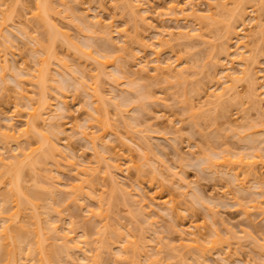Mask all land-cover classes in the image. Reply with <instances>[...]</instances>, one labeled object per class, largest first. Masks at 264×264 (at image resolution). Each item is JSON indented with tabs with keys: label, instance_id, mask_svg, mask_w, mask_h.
I'll return each instance as SVG.
<instances>
[{
	"label": "rangeland",
	"instance_id": "obj_1",
	"mask_svg": "<svg viewBox=\"0 0 264 264\" xmlns=\"http://www.w3.org/2000/svg\"><path fill=\"white\" fill-rule=\"evenodd\" d=\"M0 31V264H264V0H0Z\"/></svg>",
	"mask_w": 264,
	"mask_h": 264
},
{
	"label": "bare ground",
	"instance_id": "obj_2",
	"mask_svg": "<svg viewBox=\"0 0 264 264\" xmlns=\"http://www.w3.org/2000/svg\"><path fill=\"white\" fill-rule=\"evenodd\" d=\"M131 1H132V0H131ZM126 3H127V2H126ZM240 3H241V2H238V4L236 5V6H237V9H238V8L241 9L242 4H240ZM127 4H128V3H127ZM175 4H176V3H175ZM175 4L172 3L171 6H170V8H171L173 11H175V7H178V6H179V9H180L181 6H182V5H178V4L175 5ZM185 4H186V3H185ZM125 5H126V4H125ZM128 5H129V4H128ZM132 5H133V4H132ZM137 5H138V4H137ZM177 5H178V6H177ZM193 5H194V4H193ZM240 5H241V6H240ZM130 6H131V5H129V7H130ZM134 6H136V5H134ZM183 6H184V5H183ZM236 6H235V7H236ZM41 7L47 9V11L49 10V7H48V6H44V5H43V6H41ZM41 7H40V8H41ZM190 7L193 8L192 6H190ZM133 9H134V8H133ZM130 10H131V7H130ZM176 10H177V9H176ZM181 10L183 11V10H184V7H183L182 9H180V11H181ZM47 11H46V13H47ZM182 11H181V12H182ZM191 11H192V12H190L189 14H191L192 16H196V15L198 16V14H197L198 12H197L194 8H193ZM235 11H236V10H235ZM43 12H44V11H43ZM183 12H184V11H183ZM40 14H41V11H40ZM186 14H187V13H186ZM194 14H195V15H194ZM43 17H44V15H43ZM143 17H146V16H143ZM97 22H99V21H97ZM52 24H53V23H52ZM52 24H51L52 28H56L55 26H56L57 24H56V23L53 24V25H52ZM99 24H100V22H99ZM232 25H233L232 23H230V24L228 25V29H229V30H231L232 27L234 26V25H233V26H232ZM53 26H54V27H53ZM97 26H98V25H97ZM97 26H96V27H97ZM57 27H58V25H57ZM102 27L104 28V26H101V28H102ZM58 28H59V27H58ZM58 28H56V29H58ZM101 28H100V29H101ZM105 28H106V27H105ZM56 29H54V31H56ZM106 29L108 30V27H107ZM103 30H105V29H102L101 32H102ZM58 31H59V30H58ZM109 31H110V30H109ZM109 31H108V32H109ZM0 32H1V31H0ZM103 32L106 33L107 31H106V32L103 31ZM103 32H102V33H103ZM104 33H103V35H104ZM111 33H112V32H111ZM111 33H110V34H111ZM180 33L183 35V32H182V31H181ZM184 33L186 34L187 32H184ZM110 34L108 33V35H110ZM169 34H170V33H169ZM191 34H192V33H191ZM108 35H106V37H107ZM104 36H105V35H104ZM110 36H111V35H110ZM179 36H180V35H179ZM185 36H186V35H185ZM187 36H188V34H187ZM192 36H193V35H191L190 37H192ZM51 37H52V36H51ZM51 37H50V38H51ZM108 37H109V36H108ZM111 37H112V36H111ZM111 37H109V38H111ZM182 37H183V36H182ZM51 40H52V39H51ZM224 44H225V43H224ZM240 44H241V43H240ZM241 47L244 48L243 45H241ZM225 49H226V50H225ZM224 50H225V51L228 50L227 53H226L225 55H226V56L229 55V57H231V56H230L231 53L229 52V51H230V50H229V47H228V48L225 47ZM248 51H249L248 48L245 49L244 51H239V55H240V56H238V58H236V60H237L242 66H243V68H242L241 71H244V70L247 71V70H249V69H247V67H246V65H245V64L247 63V62H246V61H247V59H246L247 56H245L246 54H244V53H247ZM224 53H225V52H224ZM226 56H225V57H226ZM6 58H7V57H6ZM107 59H108V60H106V61H109L108 63L110 64V60H109V58H107ZM234 60H235V59H234ZM227 61H228V59H227ZM7 62H8V61H7ZM232 62H233V61H232ZM99 63H100V62H99ZM159 64H160V63H159ZM168 64H169V63H168ZM243 64H244L245 66H244ZM231 65H232V64H231ZM247 65H248V63H247ZM168 66H169V65H168ZM97 67H99V66H97ZM152 67H153V66H152ZM159 67L162 68L163 66H161V64L158 65V63L154 66V68H155V69L158 68V70L160 69ZM226 67H228V66H226ZM245 67H246V68H245ZM44 68L46 69V71H48V69H49L48 67H44ZM97 69H98V68H97ZM100 69H101V68H100ZM102 69H103V68H102ZM102 69H101V70L98 69L97 71L100 72V71H102ZM104 69H105V68H104ZM225 69H226V68H225ZM227 69H229V68H227ZM41 70H42V69H41ZM144 70H145V69H144ZM39 71H40V70H39ZM104 71H105V70H104ZM104 71H102V72H104ZM225 71H226V70H225ZM227 71H228V70H227ZM229 71H230V70H229ZM232 71H233V70H232ZM234 71H235V69H234ZM246 71H244L245 74H246ZM249 71H250V70H249ZM42 72H43V70L41 71V73H40V72H38V73H39V74H42ZM102 72H101V73H102ZM230 73H232V72H229V73L226 72L225 77H228V78L230 79V78H232V77L234 76L233 78H236V75L233 74L234 72H233L232 74H230ZM241 73H242V72H241ZM39 74H36V75H38V79H39V80H41V79H45V77L43 76V75L46 74L45 72L42 74L41 79H40V77H39V76H40ZM231 75H232V76H231ZM230 76H231V77H230ZM36 77H37V76H36ZM42 77H44V78H42ZM251 78H252V77H251ZM253 78H254V77H253ZM253 78H252V81L254 80ZM48 79H49V78H48ZM42 82H43V84L45 85L44 82H46V80H45V81L42 80ZM42 82H41V83H42ZM254 82H255V81H254ZM253 85L255 86V84H253ZM221 86H222V85H221ZM221 86H220V87H221ZM230 86L232 87V84H230ZM251 87H253V86H251ZM219 89H220V88H219ZM224 89H226L227 91H229L230 88H229V87L227 88V87L225 86ZM224 89H223V90H224ZM93 91H94V88H93ZM254 91H256V90H254ZM225 92H226V91L224 90V91H221V93L219 92V94H215V95L217 96V98H220V95H221V94H224ZM251 92H252V91H251ZM256 92H257V91H256ZM256 92H253V93H254L257 97L254 96V95H252V97H253V98H258V99H260V98H261V97H259L260 95H259V96L257 95V93H259V92H257V93H256ZM43 93H44V92H43ZM217 93H218V92H217ZM90 94H91V92H90ZM94 94H95V93H94ZM211 94H213V92H212ZM226 94H227V93H226ZM259 94H260V93H259ZM96 95H97V93H96ZM261 95H262V94H261ZM44 96H45V95H44ZM44 96H43V94H42L41 98H43V100L39 99V102H40V103H39L38 105H35L36 107H34V110L31 111L30 114H31L32 117H31L30 122H28L29 124H28L27 129H28L30 126L33 127V128L38 127V124H37V123H39V122H38L39 120H37V119H38L39 117H40V119H41V116H42L43 113L45 112V109H46L45 106H48V105H45L46 103L49 104V106H48L49 108L51 107V106H50V103L47 102L48 100H47V99L44 100ZM92 96H93V94H92ZM99 96L101 97V95H99V93H98V95H97V99L100 98ZM221 97H222V96H221ZM97 99L95 98V100H97ZM40 100H41V101H40ZM59 100H60V99H59ZM61 100H62V102H63V104H64L65 106L68 105V104H67V105L65 104L63 98H62ZM99 100H100V99H99ZM255 100H256V99H255ZM43 101H44V102H43ZM45 101H46V103H45ZM41 102H42V103H41ZM91 102H92V101H91ZM93 102H95V101L93 100ZM59 103H60V102H59ZM66 103H67V100H66ZM61 104H62V103H61ZM43 105H45V106H43ZM51 105H53V104H51ZM58 106L60 107V104H58ZM60 108H62V107H60ZM67 108H68V107H67ZM94 108H95V106H94ZM42 109L44 110L43 113H41V112L43 111ZM65 109H66V108H65ZM65 109H64V110H65ZM41 110H42V111H41ZM46 110H48V109H46ZM52 110H53V109H51V111H52ZM61 110H62V109H61ZM96 110H98L97 106H96ZM48 111H49V110H48ZM48 111H47V112H48ZM51 111H50V112H51ZM61 113H62V112H61ZM91 114H92V113H91ZM91 114H89V115H91ZM52 116H54V115H52ZM55 116L58 117L57 115H55ZM92 116H94V114H93ZM43 118H44V116H43ZM94 118H95V117H94ZM96 119H97V116H96ZM99 119H100V117H99ZM57 121H58V120H57ZM57 124H59V123H57ZM59 125H60V124H59ZM103 125H104V123H103ZM106 126H107V124L105 125V127H106ZM51 127H52V125H51ZM102 127H103V126H102ZM105 127H104V128H105ZM107 127H108V126H107ZM55 128H56V127H55ZM55 128H54V129H55ZM33 130H34V129H33ZM57 130H58V129H57ZM106 130H109V128L106 129ZM106 130H105V132H106ZM103 132H104V131H103ZM103 132H102V135H103ZM105 132H104V133H105ZM14 133H15V132H14ZM106 133H108V132H106ZM107 135H108V134H107ZM13 136H14V134H13ZM98 136L101 137V133L98 134ZM98 136H97V137H98ZM104 136H105V134H104ZM101 138H102V137H101ZM101 138H99V140H100ZM103 138H104V137H103ZM48 139H49V138H47V140H48ZM50 140H51V139H50ZM103 140H105V139H103ZM103 140H101V141H103ZM52 142L54 143L55 141H52ZM105 142H106V141H105ZM105 142H102V143H103V144H106L107 142H106V143H105ZM49 143L51 144V142H49ZM49 143H48V145H50ZM55 144H57V143H54V144H53V147L55 146V147H54V150H55L56 148H58V144H57V147H56ZM51 147H52V146H51ZM53 147H52V148H53ZM104 150H105V149H104ZM106 150H107V149H106ZM58 151H59V149H58ZM58 153H59V152H58ZM109 157H110V156H109ZM109 157H108V158H109ZM111 157H112V155H111ZM111 157H110V158H111ZM115 157H116V156H115ZM115 157H114V159H115ZM108 158H106V159L108 160ZM112 158H113V157H112ZM55 159H57V158H55ZM114 159H111V161L113 160L112 162H111V161H110V162L108 161V162H107V165H108V167H110V169H111V167H112L113 169H115V171H120L119 173H121V171H122V166L120 165V163H118V162H120V161L115 162L116 159H115V160H114ZM55 162H57V160H56ZM106 168H107V167H106ZM123 168H124V167H123ZM108 170H109V169H108ZM123 170H124V169H123ZM81 171L83 172L84 170H83V169H80L79 172H81ZM124 171H125V170H124ZM17 173H18V172H17ZM84 173H86V172H84ZM84 173H83V175H85ZM111 174H112V173H111ZM18 176H19V175H18ZM235 176H236V175H235ZM113 178H114V177H113ZM113 178H112V179H113ZM115 178H116V177H115ZM77 179H78V178H77ZM112 179H111V180H112ZM116 180H117V179H116ZM116 180H113L114 182H112V183H114V185H116L115 182L118 183V181H116ZM10 182H11V181H10ZM18 184H19V183H18ZM118 185L121 186L120 184H118ZM118 185H117L116 187H118ZM10 187H12V186H10ZM80 187H81V186H80ZM15 188H16V186H15V187L13 188V190H11V191H16L17 189H15ZM19 188H20V186H19ZM83 188H84V187H83ZM118 188H119V187H118ZM80 190H81V189H80ZM75 192H77V191H75ZM75 192H74V193H75ZM79 193H81V192H79ZM79 193H78V194H79ZM18 194H19V193H18ZM17 197H19V196H17ZM14 198H15V197H14ZM16 201H20L19 198H17ZM21 204H22V203H18V204H17V205H18V208H16V209H18V210H17L16 212L12 213V215H13V214H17V213L19 212L20 209L22 210V207L20 206ZM26 204H29V203H26ZM37 204H38V203H37ZM37 204H36V205H37ZM24 205H25V204H24ZM24 205H23V206H24ZM20 207H21V208H20ZM25 207H27V205H26ZM19 208H20V209H19ZM27 208H28V207H27ZM27 208H26V209H27ZM32 208H33V207H32ZM7 217H8V216H7ZM8 218H9V217H8ZM10 218H11V217H10ZM13 218H14V217H13ZM11 224H12V223H11ZM11 224H10V225H11ZM8 225H9V224H6L5 226H8ZM10 225H9V226H10ZM58 227H59V226L56 224V226H54L53 228H58ZM8 229H9V228L7 227V229H5V230H7L8 233H9V230H11V229H9V230H8ZM5 230H4L3 232H5ZM10 232H12V231H10ZM37 232H38V230H37ZM58 233H59V232H58V229H57L56 235H57ZM6 234H7V233H6ZM10 234H11V233H9L8 235H10ZM2 235H5V234H2ZM58 235H59V234H58ZM62 235H63V234H62ZM67 235H68V234L63 235V238H64V237H65V239L67 238V239H66L67 242H68L67 244H70V245H71V243H72L73 241H76V240H72L73 238L75 239V237L72 238V237L70 236V237L72 238V239H70V238L67 237ZM12 236H13V235H12ZM37 236H38V238H39V235H38V234H37ZM10 238L13 239L12 237H10ZM10 238L8 237V239H6V240L8 241ZM16 238H17V237H16ZM16 238H15V239H16ZM44 238H45V237H44ZM44 238H43V236H41V239H44ZM57 238H58V237H57ZM191 238L193 239V241H198V240H199L198 238H195V237H191ZM11 239H10V240H11ZM41 239H39V240L37 239V240L41 242V241H43V240H41ZM47 239H48V238H47ZM60 239H61V237H60ZM68 239L71 240L72 242L68 241ZM6 240H5V243H4L3 245H6V242H7ZM13 240H14V239H13ZM45 241H46V240H45ZM64 241H65V240H64ZM79 241L82 242L83 240H77L78 243H77V242H75V243L73 242L74 245H73V244L71 245L72 249L75 248V249H77V250H82L83 247H81V245H79V243H80ZM50 242H51V241H50ZM11 243H12V242H11ZM11 243H9V244H11ZM15 243H16V242H15ZM15 243H13V244H15ZM44 243H45V242H42V243L36 245V247L38 246V249H37V250H40V251H39L40 253H41V252H44L43 254H42V253H41V254L39 253V254H40L39 257L41 258V260H40L41 263H39V264H52V263H53V262H52L53 260H52L51 257H53V256L49 255V253H50V251H49V250H50V247H48V248H49V249H47L48 251H47V250H44V248L46 247V246L44 245ZM52 243H56V242L53 241ZM76 243H77L78 245H77ZM16 244L19 246V241H18ZM46 244H47V243H46ZM67 244H66V245H67ZM42 245H43V246H42ZM124 245H125V242H124ZM8 246H9V245H8ZM10 246H11V245H10ZM10 246H9V247H10ZM63 246H64V245L62 244L61 247H63ZM73 246H74V247H73ZM75 246H76V247H75ZM120 246H121V244H120ZM125 246H126V245H125ZM125 246H124V247H125ZM6 247H7V246H6ZM6 247H4V248H6ZM53 247H55V246L53 245ZM64 247H65V246H64ZM67 247H69V245H68ZM71 247H69V248H71ZM77 247H78V248H77ZM15 248H16V247H15ZM118 248H119V247H118ZM120 248L122 249V247H120ZM72 249H70V250H72ZM8 250H10V251H8V252H13L14 248H13L12 250L9 248ZM17 250H18V249H17ZM17 250H15V251L12 253V254H13L12 256H13L14 259L12 258L13 260H8V262L10 261L9 263H13V261L15 260V257H16V256H15L14 254H16L15 252H16ZM56 250H57V249H56ZM63 250H64V249H63ZM70 250H69V251H70ZM125 250H126V249H125ZM5 251L7 252V250H5ZM52 251H55V250L52 249ZM121 251H122V250H121ZM6 252H5V253H6ZM71 252H72V251H71ZM125 252H126V251H125ZM125 252H124V253H125ZM45 253H46V255H45ZM54 253H55V255H57L56 252H54ZM66 253H67V252H66ZM9 254H11V253H9ZM9 254H8V255H9ZM17 254H18V253H17ZM51 254H52V253H51ZM67 254H68V253H67ZM69 254H70V253H69ZM6 255H7V253H6ZM8 255H7V257H8ZM42 255H43V256H42ZM44 255H45V257L47 258L48 262H47L46 258L44 257ZM10 256H11V255H10ZM14 256H15V257H14ZM17 257H18V255H17ZM43 257H44V258H43ZM42 258H43V259H42ZM6 259H7V258H6ZM8 259H10V257H8ZM16 260H17V261L15 262V264H17V262H18V258H17ZM51 260H52V261H51ZM11 261H12V262H11ZM8 262H7V263H8ZM46 262H47V263H46ZM5 264H6V263H5Z\"/></svg>",
	"mask_w": 264,
	"mask_h": 264
}]
</instances>
